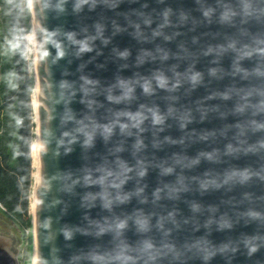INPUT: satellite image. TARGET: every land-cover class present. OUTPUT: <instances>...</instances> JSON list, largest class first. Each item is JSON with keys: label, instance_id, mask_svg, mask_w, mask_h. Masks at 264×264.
Wrapping results in <instances>:
<instances>
[{"label": "water", "instance_id": "95a60500", "mask_svg": "<svg viewBox=\"0 0 264 264\" xmlns=\"http://www.w3.org/2000/svg\"><path fill=\"white\" fill-rule=\"evenodd\" d=\"M28 1L29 264H264V0Z\"/></svg>", "mask_w": 264, "mask_h": 264}, {"label": "rangeland", "instance_id": "374dc122", "mask_svg": "<svg viewBox=\"0 0 264 264\" xmlns=\"http://www.w3.org/2000/svg\"><path fill=\"white\" fill-rule=\"evenodd\" d=\"M15 16L16 26L12 29L9 23L7 15H3V11L0 7V102L6 96V94L13 89L14 82V56L12 49V40L15 39V46L18 50V61L20 68L23 72L24 79L33 76V87L29 94L30 113L28 116V137L30 145V156H31V191L29 195V204L27 215L30 216L31 226L24 227L20 223V227L23 229V238L18 250V258L20 264H29L33 237L31 243L28 239V232L33 234V197L32 191L34 190L36 167H34V161L32 156V147L36 144V111L34 106L36 105L35 100V68H34V45H33V31L31 24V12L29 23L30 27L26 28V15L24 7H29L28 0H17L15 2ZM30 11V8H29ZM27 14V13H26ZM16 101L15 98L8 99L3 107H0V147L1 140L6 139V149L12 148L16 145ZM34 143V144H33ZM32 202V203H31ZM1 208V207H0ZM2 209V208H1ZM3 210V209H2ZM26 217V216H25Z\"/></svg>", "mask_w": 264, "mask_h": 264}, {"label": "trees", "instance_id": "16d2710c", "mask_svg": "<svg viewBox=\"0 0 264 264\" xmlns=\"http://www.w3.org/2000/svg\"><path fill=\"white\" fill-rule=\"evenodd\" d=\"M17 0H0L3 15H7L13 29L16 26L15 2ZM26 28L29 26V7H24ZM27 13V14H26ZM14 56V86L0 102V107L10 98L16 101V145L6 149V139L1 140L0 147V202L5 209L0 210L14 220L18 225L31 226L30 216L27 215L29 195L31 191V156L28 137V116L30 113L29 94L33 87V76L24 79L18 61V50L15 39L12 40ZM26 216V217H25ZM20 223V224H19ZM31 243V232H28Z\"/></svg>", "mask_w": 264, "mask_h": 264}, {"label": "bare ground", "instance_id": "6f19581e", "mask_svg": "<svg viewBox=\"0 0 264 264\" xmlns=\"http://www.w3.org/2000/svg\"><path fill=\"white\" fill-rule=\"evenodd\" d=\"M36 88V84H35ZM35 100H36V91H35ZM34 109L36 111V105L34 106ZM34 144V143H33ZM32 156H33V161H34V167H36V172H37V166H38V155H37V149H36V144L33 145L32 147ZM36 172L34 171V176L36 178ZM32 197H33V204H34V190L32 191ZM32 203V202H31ZM34 205H32V208Z\"/></svg>", "mask_w": 264, "mask_h": 264}, {"label": "built area", "instance_id": "2783aa9c", "mask_svg": "<svg viewBox=\"0 0 264 264\" xmlns=\"http://www.w3.org/2000/svg\"><path fill=\"white\" fill-rule=\"evenodd\" d=\"M0 207L2 208V209H5V207L3 206V204L0 202ZM32 237H33V234H32ZM32 241V240H31Z\"/></svg>", "mask_w": 264, "mask_h": 264}]
</instances>
